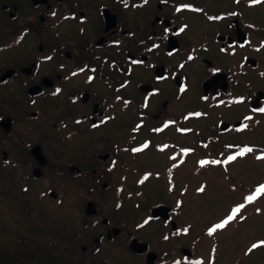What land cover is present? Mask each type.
I'll list each match as a JSON object with an SVG mask.
<instances>
[{"label": "flooded vegetation", "instance_id": "obj_1", "mask_svg": "<svg viewBox=\"0 0 264 264\" xmlns=\"http://www.w3.org/2000/svg\"><path fill=\"white\" fill-rule=\"evenodd\" d=\"M249 2L0 0V168L18 198L49 197L62 213L78 210L72 225L68 214L62 218L78 229L85 252L99 254L113 239L130 245L141 225L158 231L157 240L173 236L169 245L182 249L185 242L175 235L183 224L173 203L146 200V184L161 171L143 167L141 149L167 141L175 159L165 166L169 172L174 163L188 161L192 147L204 145L191 143L200 130L192 119L209 113L201 108L193 115L186 93L194 84L212 109L226 101L233 110L248 106L238 117L209 123L216 131L207 146L234 148L231 137L252 130L264 116V109H255L264 106V83L250 91L253 80L244 64L257 63L255 50H262L256 47L264 40L261 21L247 12L264 0ZM223 71L228 88L205 92L204 81ZM226 134L231 139L223 140ZM159 135L165 140L156 141ZM135 173L142 176L133 182ZM130 187L144 200H131ZM89 202L95 212L87 211ZM164 202L172 206L170 217L153 212ZM129 205L141 208L139 214L144 210L130 229L124 211ZM144 240L157 250L156 264H164L159 248Z\"/></svg>", "mask_w": 264, "mask_h": 264}, {"label": "rangeland", "instance_id": "obj_2", "mask_svg": "<svg viewBox=\"0 0 264 264\" xmlns=\"http://www.w3.org/2000/svg\"><path fill=\"white\" fill-rule=\"evenodd\" d=\"M227 3L226 1V5L232 6ZM251 6L247 14L253 16L251 18L255 20L256 18L264 20V16H262L264 14V3L261 4V6ZM245 10L244 8V11ZM213 27L215 26L213 25ZM253 50L255 49L250 48L249 51L252 52ZM262 50H255V55L258 58L257 63L252 62L251 64L248 61L244 63L247 68V75H250L249 78L253 80L248 86V89L252 92L255 86L264 83V52L261 54ZM198 91V87L194 84L186 94L188 105H192V108H194L192 112L193 115L197 116V114L201 113L202 109L209 111V113H202L207 115H203L201 119H192L195 123L194 126L200 128V130L196 129L195 132L202 131V129L206 131L199 136L208 134L213 136L216 128H208V124L212 121L215 122L218 116L222 119L224 117L233 119L248 108V106L246 107V104H244L236 106V110H233L232 107L222 104L221 106L223 107L218 106V108L215 109L214 106V109H212L208 102L206 103L199 99ZM212 116L213 118L211 119L210 117ZM260 116L253 130L245 131L241 134H234L231 138L240 140L248 139L264 144V116L263 114ZM195 132L191 135V143L198 145L199 137ZM166 133L169 134L171 132L169 131ZM231 138L227 134L222 137L223 140ZM155 139L156 141L165 140L162 135L155 136ZM167 146L168 143L166 141L164 147L161 144L156 147H154V144H151L147 148L141 149L140 161H143V167L145 168L146 165L150 164L158 168V171H161L159 174L157 173V179L155 176L154 179H150V181H148L149 183L146 184L144 190L149 192V196H147L146 200L153 199L151 197H159V200H161V198L165 197L168 200L179 202V204L181 203L178 210L174 213L179 215L181 224L190 222L192 225L189 226L190 230L188 232L187 230L184 231V228H182L180 231L181 235H175L176 237H174L179 242H190V244L194 246L193 250L195 249V255L194 257H190L184 256L179 251H175L173 254L162 251L161 255H164L165 259L172 256V259L165 261L164 264H213L214 262V264H264V246L259 249L251 250V257L248 258L246 255L249 253H246L248 248L255 243V238L259 239L260 242L264 241V185L262 187H258L257 185L260 184L259 182L261 181H263L262 184H264V158L259 157L263 156L262 150H256L255 157L249 154L246 155V157L235 158V162L229 164L230 169L225 170L221 162H217L214 165H209L211 163H203L204 161L209 162L210 159H214L215 152L213 149L216 148L213 146L211 147V145L208 147L196 146L195 149L189 152L187 162L174 163L173 168L175 170L171 169V171L166 172L164 171L165 166H171V162L175 160L171 158L170 152L165 149ZM216 150H218V148ZM152 156L154 157L152 158ZM199 160L200 165L198 164ZM228 172L232 174L230 177L226 175ZM140 176H142L141 173L132 174L131 181H137ZM172 176L176 185H173L170 190V184L167 180L168 178L171 179ZM130 188L132 192L130 191L131 193L129 194H134L131 196V200L136 202L144 200V193H140V195L133 193L135 188ZM153 188H155V190H152ZM201 189H203V191H201ZM177 195H180L179 201L176 199ZM49 199V197L43 198L42 201L40 200V205H44V208L47 206V212L51 213L50 216L57 219L59 224H64V221H66L62 218V214H68L72 225L73 218H71V214L76 220V213H78V210L71 213H62L59 208L56 209L52 206L54 203ZM1 201L2 200H0V204L9 206L8 202L5 204ZM124 209L129 216L128 218L130 221L127 222V226L128 229H130L132 222L138 220L141 217L140 214L144 210L142 209L143 211L139 214L141 208L138 209L134 205H129V207L127 206ZM236 209H239V211L235 212ZM234 212L235 218L229 221L224 229L217 228L218 231L215 236L206 233L204 228L207 224L214 223L212 226L215 228L216 225L223 223L229 216L233 215ZM20 214L21 213L15 209L9 211V220L15 222L14 217L19 218ZM183 214L186 217L183 218ZM189 216H192V221H189ZM78 227H82L81 224H79ZM164 228L163 226L162 232ZM168 229L171 231L170 228ZM158 235V231L151 230V228L144 225H141L140 234L137 233V237L139 236L141 240L142 237L144 239H149L152 243V247L155 246L160 250H165L164 247L172 243L173 236L166 240V245L164 239L157 240V238H159ZM121 237L122 236H120V238ZM125 241L114 240L110 242V246L106 243L104 246L108 245L109 251L105 252L104 255L100 253V256L104 258L108 264H144L143 253L139 254L134 252L132 249L128 248ZM177 247L178 246H174V250L177 249ZM159 249L158 251H160ZM198 256H203L200 263ZM214 258L215 261L212 263ZM194 260L195 262H193Z\"/></svg>", "mask_w": 264, "mask_h": 264}, {"label": "trees", "instance_id": "obj_3", "mask_svg": "<svg viewBox=\"0 0 264 264\" xmlns=\"http://www.w3.org/2000/svg\"><path fill=\"white\" fill-rule=\"evenodd\" d=\"M260 21L257 28L264 31V20L261 19ZM250 26L253 24L251 23ZM263 31L259 33L264 34ZM199 135L201 134H197L204 142L211 143L215 140V137L210 135ZM236 145L238 148L248 147L264 152V144L257 141L238 139ZM249 154L250 151H247L246 155ZM0 172V200L2 203L8 202L9 204V206L0 204V264L105 263L98 253L85 252L79 248L78 229L69 227L66 221L64 224H59L57 219L52 218L51 213L46 210L47 206L44 208V205H40V200L42 201L43 198L19 199L13 184L2 177L3 169L0 168ZM164 200L169 201L165 197ZM174 205L178 208L180 206L178 203H174ZM13 209L22 214L19 218L14 217L15 222L10 221L8 216L9 211ZM172 249L174 247L164 251L171 254L172 251L170 250ZM246 255L249 258L252 254Z\"/></svg>", "mask_w": 264, "mask_h": 264}, {"label": "water", "instance_id": "obj_4", "mask_svg": "<svg viewBox=\"0 0 264 264\" xmlns=\"http://www.w3.org/2000/svg\"><path fill=\"white\" fill-rule=\"evenodd\" d=\"M225 74V73H222L221 74H214L212 76H210V78H208L207 80L204 81V91L205 92H208L210 90V88H215L216 86L218 85H223V87H226L227 86V81L224 80V78L222 77V75ZM146 87L148 88L149 85L148 83H145ZM170 206L169 205H166V204H162L160 206H156L153 208V212H159L160 210V214L162 215H166L168 216V212L170 210ZM95 209V206H93L92 202H89V205L87 207V211L88 212H93ZM169 217V216H168ZM174 222V220H173ZM131 248L135 249L136 251L138 252H142V251H145L147 250L149 247H148V244L145 242V241H139L138 238H133L132 241H131V245H130ZM184 251L186 252H190V250L188 248H184ZM157 255V253L153 250V251H149V253L147 254L148 256V264H155V256Z\"/></svg>", "mask_w": 264, "mask_h": 264}, {"label": "snow or ice", "instance_id": "obj_5", "mask_svg": "<svg viewBox=\"0 0 264 264\" xmlns=\"http://www.w3.org/2000/svg\"><path fill=\"white\" fill-rule=\"evenodd\" d=\"M253 2H254V3H258V2H260V0H253ZM247 151H251V149H248ZM240 154L243 155V153H240ZM233 159H235V157H233ZM203 163H207V161H204ZM201 191H203V189H201ZM250 199H251V198H250ZM238 211H239V209H236V210H235V212H238ZM235 212L233 213V215L229 216V217L227 218V220H225L223 223H220V224L216 225L215 228L211 229L210 231H213V232H214L217 228H224V227L226 226V224H227L229 221H231L232 219L235 218ZM261 245H264V241L261 242ZM259 246H260V245L253 244V245H252V248L249 249V251H251L252 249L257 248V247H259Z\"/></svg>", "mask_w": 264, "mask_h": 264}, {"label": "bare ground", "instance_id": "obj_6", "mask_svg": "<svg viewBox=\"0 0 264 264\" xmlns=\"http://www.w3.org/2000/svg\"><path fill=\"white\" fill-rule=\"evenodd\" d=\"M231 162V161H230ZM227 165H228V163H227ZM226 168H228V167H226Z\"/></svg>", "mask_w": 264, "mask_h": 264}]
</instances>
